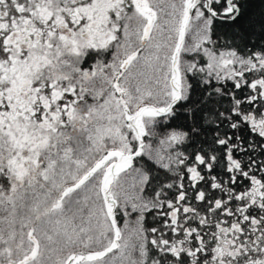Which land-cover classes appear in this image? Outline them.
<instances>
[{
	"label": "snow or ice",
	"instance_id": "1",
	"mask_svg": "<svg viewBox=\"0 0 264 264\" xmlns=\"http://www.w3.org/2000/svg\"><path fill=\"white\" fill-rule=\"evenodd\" d=\"M0 0V264H264V0Z\"/></svg>",
	"mask_w": 264,
	"mask_h": 264
},
{
	"label": "trees",
	"instance_id": "2",
	"mask_svg": "<svg viewBox=\"0 0 264 264\" xmlns=\"http://www.w3.org/2000/svg\"><path fill=\"white\" fill-rule=\"evenodd\" d=\"M254 4L257 5V7L253 8V11H257L258 10V5H259V0H254Z\"/></svg>",
	"mask_w": 264,
	"mask_h": 264
}]
</instances>
